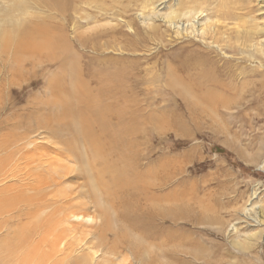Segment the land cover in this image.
<instances>
[{"label": "rangeland", "instance_id": "374dc122", "mask_svg": "<svg viewBox=\"0 0 264 264\" xmlns=\"http://www.w3.org/2000/svg\"><path fill=\"white\" fill-rule=\"evenodd\" d=\"M12 2L0 0V8ZM260 2L72 0L62 18L36 0H20L23 12L0 13L4 35H13L29 22H51L63 27L75 52L92 56L95 67L114 58L115 66L125 65L124 74L131 76L126 99L116 101L114 108L103 109L110 107L111 100L84 107L69 93L72 87L64 93L75 104L78 120L88 119L92 127L100 111L107 126L130 132L129 150L124 155L120 149L108 150L107 176L99 175V183L95 179L108 210L104 214L117 223L116 229L98 222L101 213L92 191L81 198L76 211L96 221L79 222L85 233H75L64 243L52 237L45 249L66 248L70 242L80 253L79 261L85 258L87 263L91 248L112 264H264V227L258 229L242 215L255 191L253 206L264 207V54L251 49L264 42V32L248 29L239 37L235 32L243 25L264 27ZM190 3H201L208 17H217L220 31L187 38L168 29L161 17L154 19L156 27L148 25L154 11L163 17ZM74 33L88 39V45L81 47ZM42 69L14 67L11 74L5 69L0 75V131L12 135L31 131L37 143L51 148L35 133L37 118L69 111L51 105L47 79L58 75L56 68ZM61 123L67 137L77 134L68 120ZM77 142L86 155L85 144ZM70 162H66L70 168L78 167ZM110 164L124 169L127 179L115 184L118 174ZM68 180L73 192L85 182L75 173ZM233 224L236 234L231 231ZM256 232L253 242L247 243ZM110 252L115 255L110 257Z\"/></svg>", "mask_w": 264, "mask_h": 264}, {"label": "bare ground", "instance_id": "6f19581e", "mask_svg": "<svg viewBox=\"0 0 264 264\" xmlns=\"http://www.w3.org/2000/svg\"><path fill=\"white\" fill-rule=\"evenodd\" d=\"M259 1H262L260 2L262 3L261 6L264 7V0ZM16 2L17 0H14L10 5L0 8V13L2 11L8 13L10 9V12L12 9L16 13L23 12L20 0L18 4ZM71 2L72 0H36L37 4L52 9L62 18H64V13L67 12ZM29 9L27 8L26 11L29 12ZM203 9L201 3H190V6L187 5L183 10L173 11L163 17L159 15L160 11L155 9L156 11L147 18L148 22L151 23L148 25L152 28L156 27L154 19L161 17L168 29L175 31L178 37L185 36L187 38L204 37L208 33L220 31V24L215 19L217 17H208L205 9ZM3 21L5 20L0 18V63L4 62L0 65V75L6 73L5 69L7 73L14 71V67L22 69L39 66L44 68L43 71H47L48 67H55L58 75L52 80L47 79L52 94L50 95L52 98L51 105L69 112L57 117L56 115L50 116L51 112H48L49 115L44 114L37 118L35 133L39 132L41 139L47 140L53 145L51 148L45 144L37 143V140L32 138L31 131L24 130L18 135H12L9 132L2 134L0 131L2 140L0 142V264H28L32 258L37 260V264H112L109 257L100 259L99 252L93 251L94 249L91 248H89L92 253L88 263L85 258V261L83 258H80L82 261H79L77 255L79 252L74 250V245L70 242L65 244L66 248L45 249L44 247L52 237L64 243L67 237L75 233H85L84 229L80 230L83 225L79 222L85 221L86 224L92 225L96 221L91 216L81 217L76 211L81 198L85 195L88 196L92 191L97 197L95 205L101 213L97 219L98 222L104 228L115 226L113 229H116L117 223L113 221V224L104 214L106 205L98 193L97 181L99 183V175L103 179L107 176L105 175L108 172L106 164H109L111 159H107L108 150L115 153L120 149L119 154L123 153L122 155L129 150L131 144L128 142L130 135L128 133L130 132L127 133L123 130V133H119V130H113L114 127L112 129V127L107 126V121L100 111H98V116L96 115L97 119L94 118L93 120L94 128L88 123V119H79V122L75 116L76 111L74 112L73 106L75 104L71 98L67 99L64 93L67 92L68 87H72L69 93L80 105L90 107L94 103L100 105L102 101L111 100L110 107L103 105V109L114 108L117 107L114 106L116 101L126 99L125 94L130 86L131 76L128 77L124 74L126 69L123 66L125 65L115 66L116 59L114 58L109 59V63L104 61L102 65L95 67L91 63L92 56H87L85 52L77 53L73 50V46L69 42L72 39L68 40L70 36L66 35L62 26H53L50 24L51 22H29L18 27L13 35H4ZM244 26L235 28L237 37L242 34L247 35L248 29L260 33L264 32V27L261 28L258 25L254 28ZM74 36L79 40L81 47L84 48L83 45H88V39L82 38L78 34ZM252 48L257 53L264 54L263 41L258 42ZM96 60L98 59L96 58ZM91 109L94 110V106ZM123 110L125 109L123 108ZM114 112L116 111L114 110ZM67 120L71 125H75L74 131L77 134H72L73 140L66 136L67 133L60 126L63 124L61 122ZM21 124L22 122H20V126ZM20 126H12V128L13 130L19 129ZM8 129L9 131L12 130L8 127L5 130ZM65 136L67 137L66 141L63 140ZM77 140L85 144V149L88 150L86 155L81 153ZM10 141L14 142L11 146ZM87 158L90 161L86 162ZM68 160L78 167L72 168L71 166L70 168L66 164ZM91 161L96 162L98 167ZM115 166L108 165L112 170L116 168L115 172L118 175L115 177V184H117L122 179L125 180V177L127 179V176H125L124 169ZM261 169L264 170V165L261 166ZM73 173L78 175L79 179L85 180L78 192H73L70 183L65 181L66 179L69 181L68 177ZM64 185H67V189ZM256 196L257 191L253 193L242 215L244 216L243 219H250L260 229L264 227V207L253 206V200ZM236 225L233 224L231 227V231L235 234L238 231ZM90 233L94 235L92 231ZM256 234L257 232L250 235L249 238L247 237V243H252ZM235 244L247 246L239 241H236ZM53 252H56L53 255L55 257L50 256ZM114 255L113 252H110V257ZM49 256L53 258L49 259Z\"/></svg>", "mask_w": 264, "mask_h": 264}]
</instances>
